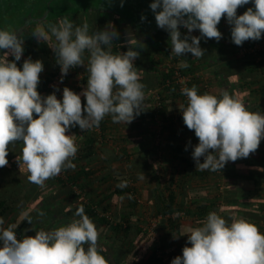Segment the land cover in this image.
<instances>
[{
	"label": "trees",
	"instance_id": "1",
	"mask_svg": "<svg viewBox=\"0 0 264 264\" xmlns=\"http://www.w3.org/2000/svg\"><path fill=\"white\" fill-rule=\"evenodd\" d=\"M54 1L0 0V29L16 31L24 39V52L17 66L22 68L23 61L31 57L33 61L41 60L45 68H50L40 74L38 92H45L46 96L55 92L57 98L62 99L60 89H47L48 83L59 71L60 66L48 41H38L33 37V30L38 24L43 22L47 27L48 24H56L61 18L68 17L77 26L87 21L90 31H97L111 23L119 33L118 39H114L111 47L113 54L126 52L128 43L132 47H138L136 50L139 57L134 61V66L138 69L141 83L145 85V99L142 105L144 111L130 124L113 123L108 115L98 127L86 131H82L79 126L69 129L66 134L76 135L78 151L72 159L75 167L62 170L59 175L48 179L43 187L30 183L26 166L20 167L16 162V157L21 154L22 143L17 142L14 147L10 145L7 156L9 164L0 168V217L5 222L3 227L16 225L13 230L20 239L23 236H35V230L51 231L66 226L73 219H79L74 213L82 206L85 214L99 230L98 240L101 244H98V249L108 264H128L130 257L136 262L147 254L140 249L141 244L147 242V235L142 225V217L134 211L138 200L134 197L135 186L131 183L143 173L155 182V188L149 192L147 199L153 215L158 219L156 231H164L163 234L159 233V241L171 244L169 247L163 242V245L159 244V241L152 243L144 264H171L172 259L177 256L172 249L173 237L187 234L191 225L202 226L207 215L213 211L220 212L221 217L229 223L233 218H252L249 222L264 234V138L255 153L235 162L229 161L220 171L196 170L192 151L199 143L198 138L194 131L184 124L180 108L174 106L176 101L183 107L188 103L178 92L175 73L181 77L191 76L187 88L196 85L198 94H213L202 82L204 75L200 73L215 67L209 75L218 77L222 74H219V66L220 60L223 61L225 56H222L221 48L211 50L215 46L202 38L200 46L205 50V54L201 58L192 59L190 53L184 57L171 54L169 33L157 26L149 7L153 0H145L147 7H138L132 15L122 8H109L106 0H56L57 8L61 5L68 6V11L66 14H54L51 9ZM132 1L136 5L144 3L143 0ZM240 9L243 14L248 7L244 5L238 8L237 15ZM143 14L145 19L142 20ZM33 17L36 18L34 21ZM127 26L136 31L131 39L124 38ZM143 30H146L148 35L138 34ZM180 31L183 37L186 29L180 27ZM151 38L156 40L155 45L151 44ZM260 40H251L247 46ZM232 44L236 56L244 45L237 46L233 42ZM3 51L0 50V54ZM242 58L243 69L246 70L236 68L224 71L231 86L224 92L227 91L241 100L249 111L264 113L260 104H248L239 98L242 96L238 90L241 85H237L235 79H232L233 75L238 74L241 81H246V86H255L256 95L260 100H264V47L256 55L245 54ZM8 59L14 58L9 56ZM169 59V66L163 67V63ZM179 61H186L189 67L178 66ZM70 71L71 69L68 76L74 77ZM257 72L261 75L259 79H256ZM81 74V82L86 85L89 75L87 69L84 68ZM82 91L83 88H79L75 92L79 94ZM213 95L219 97L222 93ZM81 100L82 106L85 105L86 99L81 96ZM168 106L177 110V114L168 111ZM143 116L145 122L141 119ZM156 117L160 119L159 125ZM109 126L112 127L110 132L116 136L110 137L106 134ZM123 131L139 132L137 135L140 142L134 144L132 150H128L127 146L120 142L117 143L118 136ZM177 131L180 132V139H176ZM158 137L162 142L155 143ZM149 140L154 142L146 143ZM159 162L166 164L161 172ZM200 162L203 163V158ZM117 163L127 165V170H124V166L122 169L115 167ZM94 165H97V168ZM166 173L167 177L163 179ZM122 180L129 182L123 189L116 186ZM220 183L224 186L222 192L218 191ZM210 186L217 192L207 198ZM86 188L90 192H86ZM204 190H207L206 193L200 194ZM129 193L132 199H128ZM114 197L125 198L126 207H115L110 212ZM198 197L199 200L195 199ZM177 212L182 213L183 217H172ZM29 218L32 224L27 221ZM183 218L189 219V222L182 223L179 219ZM145 245L148 248V245Z\"/></svg>",
	"mask_w": 264,
	"mask_h": 264
},
{
	"label": "clouds",
	"instance_id": "2",
	"mask_svg": "<svg viewBox=\"0 0 264 264\" xmlns=\"http://www.w3.org/2000/svg\"><path fill=\"white\" fill-rule=\"evenodd\" d=\"M252 2L254 7L241 15H237V9L250 0H153L149 7L157 26L169 33L171 54L184 57L190 53L199 59L205 54L200 46L202 38L217 42L222 38L217 27L222 17L231 26L235 45L262 38L264 0ZM180 27L187 29V35L182 37ZM194 30L200 35H191ZM32 35L38 41L54 37L56 43L49 47L60 66L61 82L71 68L85 66L88 54L89 75L81 93L64 87L62 99L55 92L42 96L37 90L44 70L42 61L29 57L22 68L18 67L24 39L16 31L0 29V50H4L0 54V168L9 164V146L21 142L16 162L26 166L30 183L43 187L62 170L75 167L72 159L78 151L76 135L66 134L69 129L98 127L108 115L113 123L130 124L144 111L145 85L134 66L138 47L128 43L126 52L112 53L119 33L111 23L90 31L87 21L77 26L63 17L47 27L41 22ZM9 56L14 59L9 60ZM179 66L189 67L186 61ZM181 93L188 100L186 107H180L183 122L199 141L192 151L196 170L220 171L229 161L247 158L258 150L264 138V113L249 111L227 91L219 97L198 94L193 85L182 88ZM81 96L86 99L83 106ZM139 179H145L143 173ZM128 183L122 180L116 186L123 189ZM132 198L129 193L128 199ZM74 215L79 219L66 226L35 230V236L21 239L13 230L16 225L3 227L5 222L0 217V264H108L98 249L99 232L84 208L78 207ZM27 221L32 224L30 218ZM186 235L191 246L186 244L182 256L173 258L171 264H264V234L244 218H233L229 223L213 211L202 226L189 228Z\"/></svg>",
	"mask_w": 264,
	"mask_h": 264
},
{
	"label": "rangeland",
	"instance_id": "3",
	"mask_svg": "<svg viewBox=\"0 0 264 264\" xmlns=\"http://www.w3.org/2000/svg\"><path fill=\"white\" fill-rule=\"evenodd\" d=\"M65 1V0H64ZM71 1H73V2H75L76 0H71ZM97 1H99V0H97ZM118 1H120L121 2V0H106V3H108L107 5H108V7L109 8H111V9H118V8H122L123 10H125L126 11V13H129V14H133V11H135L138 7L139 8H145V7H147V2L145 1V0H143L144 1V3L142 4V5H136V4H134L133 3V1L132 0H126L125 2H123V6L121 7V3H117ZM36 2V1H35ZM55 3H56V0L52 3V6H51V9H53L52 10V13H54V14H59V13H64V14H66V12L68 11V6H59V8H57L56 7V5H55ZM152 3V2H151ZM252 5H253V2H251L250 1V3L249 4H247V7L249 8V7H252ZM241 9H240V11H239V15H241ZM145 16V14H143V17ZM36 18L35 17H33L32 18V20L34 21ZM218 30L222 33V38H223V36H224V34H227V33H229V32H231V26L227 23V20H226V17H222V19H221V22L218 24ZM187 30V29H186ZM125 31L126 32H124L125 33V35H124V38H126V39H131V38H133V35L136 33V31H133L132 29H130V28H128V26L127 27H125ZM185 35H187V31H185V33H184ZM132 36V37H131ZM150 40H152V45H155L154 43H155V39L154 38H151ZM222 40V39H221ZM48 43H49V46H54V44H55V39H54V37H50V39L48 40ZM153 48V47H152ZM52 52H54V51H52ZM193 58V57H192ZM84 62H85V66H76V68L75 69H72L71 68V73L72 74H74L75 76L74 77H72V76H68V74L66 75L67 77H66V80H65V82H64V84L59 88L60 89V92H61V94L63 93V88L64 87H68L69 89H71V90H73L74 92L76 91V90H78L79 88H85L86 87V85H84L82 82H81V80H82V74H81V71H83L84 70V68H86V65H87V63H88V55H85V57H84ZM180 62L181 61H179V63H178V66L180 65ZM169 63V61L167 60V61H165L164 63H163V67L165 66H167V64ZM44 70H50V68H45L44 67ZM75 72H78L79 74H77V73H75ZM202 80V82H204L206 85H207V87H208V89L210 90V92H212L213 94H215L216 92H215V90H218V89H215L214 91H213V89H211V87L212 86H214V85H216L217 84V81H216V79H214V78H208L206 75H204V77H203V79H201ZM215 80V81H214ZM219 87H220V84H217ZM58 90V89H57ZM264 101V100H263ZM262 102V101H261ZM263 103V102H262ZM174 106H176V108H180L181 107V105H180V103H179V101H176V105H174ZM173 106V107H174ZM168 111H170V112H172L174 115L175 114H177V110H175V109H172L171 107H169L168 106ZM142 119V121H144L145 120V118H144V116L141 118ZM145 122V121H144ZM156 122L158 123V122H160V119L158 118V117H156ZM152 125H153V123H151ZM110 127L111 126H109L108 128H107V135L108 136H116V135H113L112 134V132H110ZM150 128V127H149ZM155 128H158V127H155ZM111 129H112V127H111ZM139 132L138 131H134V132H129V131H123L122 132V134L121 135H119L118 137H119V139H117V143H122V144H124V145H126L127 146V148H128V150H132V146L134 145V143H135V141L136 140H138V134ZM123 136H124V138H125V140H123ZM160 137H158V138H156V140H155V143H160V142H162L161 140H158ZM153 143L154 141L153 140H149V141H147L146 143ZM115 167H120L121 169L123 168V166H124V170L126 171L127 170V165H124V163H117V164H115L114 165ZM159 167H160V172L161 171H163L162 170V168H164L165 166H166V164H163V163H161V162H159V165H158ZM94 167H96L97 168V165H94ZM158 167V168H159ZM117 170V169H116ZM166 177H167V173L165 174V176H164V178L163 179H166ZM131 184H133L135 187V190H134V197L138 200L137 201V206H136V208H135V210L134 211H136V214H138L140 217H142V219H143V228H144V230H145V232H146V237H147V242L145 241V242H143V245L144 246H140V249H142V250H144V252H146V253H149L150 252V247L152 246V243H154V242H158L159 241V239H160V237H159V233H161V234H163V232L164 231H161V232H159L158 233V231H156V228H158L157 227V224H158V219L153 215V213H152V208H151V206L148 204V199H147V197H148V194H149V192L151 191V190H153L154 188H155V182H154V180H152L151 178H149V177H145V179H143V180H141V179H139V178H137L134 182H132ZM220 185H221V183H220ZM224 186H223V184L220 186V189L218 190L219 192L221 191H223V188ZM85 191L86 192H90V190L88 189V191H87V188L85 189ZM206 191L207 190H204L202 193H200V194H204V193H206ZM215 192H217L216 191V189L214 188V187H209V191L207 192V198H211V196L215 193ZM202 196V195H201ZM113 203V205H112V208L110 209V212H112L114 209H115V207L116 208H120V207H123V208H125L126 207V199L125 198H120V197H114V199H113V201H112ZM220 212H217V214H219ZM111 213H109V215H110ZM111 216V215H110ZM252 218H250L248 221H250ZM182 223L183 222H186V221H188L187 219H179ZM189 222V221H188ZM99 231V230H98ZM103 232V231H102ZM100 234V233H99ZM103 235V233L101 234V236ZM163 242V244H167V241H162ZM162 242H161V240L159 241V244H161V245H163L162 244ZM98 244H101L100 243V241L98 240ZM145 244H147L148 245V248H147V246L145 245ZM139 260H141V259H139ZM139 262H141V261H139Z\"/></svg>",
	"mask_w": 264,
	"mask_h": 264
},
{
	"label": "crops",
	"instance_id": "4",
	"mask_svg": "<svg viewBox=\"0 0 264 264\" xmlns=\"http://www.w3.org/2000/svg\"><path fill=\"white\" fill-rule=\"evenodd\" d=\"M250 1L252 2V0H250ZM252 7H254V4L252 5ZM198 35H200V33H198ZM221 39L219 40V42H217L215 39H206V41L208 43L213 44L215 46L214 48L212 47L211 50L215 51V48L220 47L221 51H222V56L223 55L225 56L223 61L220 60V66H219V69H220L219 74L220 73H222V74H220L218 77H216L214 75L213 76L209 75L211 73L210 71L213 70V68H215V67H210V68H208L206 70H202L201 73H200V74H203V75L206 74V76L208 78L212 77V78L216 79L217 84H220V87L217 84L211 87V89H213V91L215 89H218V90H215V92L217 91L215 94L223 93L224 90L230 89V87H231L230 86V79H227V75L225 74L224 71H228V70H231V69L235 70L236 68H238V70H246V69H243V67H244L243 61H242V59H244V58H242L243 56L239 55V54H237L235 56V54H234L235 50H234V47H233V44H232V41H231V32H229L227 34H224L223 38H221ZM251 42H252L251 40L245 41L243 43V45L247 46ZM217 52L218 51L216 50V53ZM242 72H244V71H242ZM256 74H257L256 79H259L261 77L260 73L257 72ZM232 79H235L234 82L236 81L237 85H239V86L241 85V88H238V90H239V92H241L242 96H239V98H242L243 101H247L248 104H260V106H263V108H264V101L260 100V98H258V96L256 95V93H257L256 91L257 90H256L255 86H250V87L246 86L244 84L246 81H241L240 80V76L238 74L233 75ZM248 81H250V79L247 80V82ZM254 87H255V89H254ZM176 137H177L176 139H180L181 138L180 132H178V131L176 132ZM139 142H140V139L136 140L134 144H137ZM195 199L199 200L200 198L198 197V198H195ZM218 215H220V213ZM194 219L195 218H192V220H194ZM199 225L200 224H196L195 226L191 225L190 228L198 227ZM187 240H188V237H187L186 234H183V236L175 235L173 237V241L172 242H173L174 245L172 246L173 247L172 249H174V251H175L177 256H182V249H183L184 246H186ZM170 245L167 244V246H169V247H170ZM187 246L190 247L191 245L187 244ZM148 254L149 253H147L141 260H137L136 262L134 261L133 257L132 258L130 257L127 263L128 264H144L145 260L147 259V255ZM139 261H141V262H139Z\"/></svg>",
	"mask_w": 264,
	"mask_h": 264
},
{
	"label": "built area",
	"instance_id": "5",
	"mask_svg": "<svg viewBox=\"0 0 264 264\" xmlns=\"http://www.w3.org/2000/svg\"><path fill=\"white\" fill-rule=\"evenodd\" d=\"M264 47V35L262 36L261 40L259 42H255L249 46H242L238 53L239 55H245V54H250V55H256V53L260 50H262ZM170 64V59L168 60ZM167 64V66H169ZM59 71L54 75V77L50 80V82L48 83L47 89L48 90H57L59 89L65 82L66 77L64 76L63 81L61 82V71H60V67L58 69ZM175 75L177 76L176 78V83L178 86V92L181 96L182 99H184L186 102H188L187 97L182 95L181 93V89L187 87V84L190 82L191 76H186V77H181L178 76V73ZM206 86V85H205ZM207 87V86H206ZM42 96H46L45 92L41 93ZM156 120V118H155ZM160 124V122H158V125ZM172 217H183V214L181 213L180 216H176L175 214ZM17 238L20 239V236L17 235ZM0 246H2V244H0Z\"/></svg>",
	"mask_w": 264,
	"mask_h": 264
},
{
	"label": "flooded vegetation",
	"instance_id": "6",
	"mask_svg": "<svg viewBox=\"0 0 264 264\" xmlns=\"http://www.w3.org/2000/svg\"><path fill=\"white\" fill-rule=\"evenodd\" d=\"M141 33L144 34V35H148L147 32H146V30H143L142 32H138V34H141ZM198 33H199V30H194L192 32V34H195L196 36L198 35ZM147 38H148V36H147Z\"/></svg>",
	"mask_w": 264,
	"mask_h": 264
}]
</instances>
